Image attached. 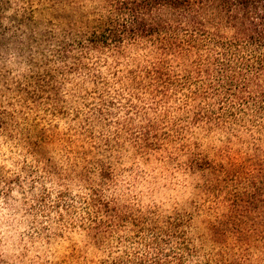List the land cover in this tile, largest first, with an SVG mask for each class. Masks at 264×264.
<instances>
[{"label":"trees","instance_id":"obj_1","mask_svg":"<svg viewBox=\"0 0 264 264\" xmlns=\"http://www.w3.org/2000/svg\"><path fill=\"white\" fill-rule=\"evenodd\" d=\"M57 3L4 0L0 4V43L11 39H2L6 33L24 35L40 29V43L47 46L63 23ZM117 3V13L127 15L130 23L109 18L87 28L86 44L67 39L63 42L66 48L84 55L85 47L103 54L114 51L126 39L143 54L141 63L124 71L119 69L123 62L111 56L103 63L97 59L91 66L80 64L68 71L83 74L95 86L94 99L99 102L96 111L107 114L116 96L123 100L130 115L145 121L138 127L134 142L146 158L163 148V141L170 136L162 138L158 123L168 124L171 119V125L179 129L170 135L178 139L191 136L190 132L203 135L196 139L199 141L211 140L213 135L221 138L219 147L195 153L187 160L189 172L203 178L204 205L196 204L192 211H178L162 220L155 218L157 213L142 220V229L152 235L146 245L152 255L143 262L183 264L186 257L197 253L188 238L196 211L205 217L201 235L214 249L230 250L220 251L214 264H233L226 258L233 257L236 248L245 254L258 251L264 256V0ZM153 9L158 10V19L149 23L141 18V13ZM28 39L37 43L30 35ZM57 59L63 62L61 57ZM101 65L113 70L122 91L113 96L110 91L104 92L107 82L100 73ZM59 75V70L45 67L29 77L26 87L19 90L25 102L38 105ZM152 114L155 117L150 119ZM129 122L126 132L131 131ZM194 144L200 146L199 142ZM181 146L179 150L183 151L186 145ZM101 210L106 216L115 213L106 204ZM119 220L116 216L111 223L96 221L93 240L109 233ZM174 240L179 241L175 255L169 250Z\"/></svg>","mask_w":264,"mask_h":264},{"label":"clouds","instance_id":"obj_2","mask_svg":"<svg viewBox=\"0 0 264 264\" xmlns=\"http://www.w3.org/2000/svg\"><path fill=\"white\" fill-rule=\"evenodd\" d=\"M56 7L63 13V23L47 46L40 43V29L24 35L6 33L2 39H11L0 43V264H61L67 261L70 245L77 249L82 264L100 259L110 264L117 257L129 261L148 258L152 249L132 241L124 243L131 233L115 224L109 233L93 240V221L111 223L116 216L137 210L142 215L155 207L184 205L190 199V186L199 182L184 175L186 162L193 154L209 150L207 143L200 141L197 146L193 143L197 138L192 136L183 141V151L178 146L169 150L172 163L161 157L153 169H142L130 158V150L109 154L97 148L85 155L90 144L81 148L83 140L73 137L75 142L69 141L64 135L67 128L54 126L59 120L45 118L43 108L26 103L19 90L26 87L29 77L45 67L55 68L61 73L57 78V84L62 85L61 105L86 112L84 104L94 97L81 99L85 77L68 75L70 69L80 64L91 66L97 59L103 63L109 56L129 67L143 61L137 45L126 39L114 51L103 54L85 47L82 55L63 43L67 39L86 44L87 28L109 18L130 23L127 15L117 13V0H58ZM141 18L152 23L159 18L158 10L145 11ZM61 48L65 52L59 51ZM143 122L138 119L135 124ZM129 127L135 130L133 125ZM105 204L115 213L106 216L98 211ZM188 238L193 249L211 251L215 247L200 232L189 230ZM178 244L174 240L169 246L174 255ZM215 250L230 251L223 247ZM185 264L198 261L190 257Z\"/></svg>","mask_w":264,"mask_h":264},{"label":"rangeland","instance_id":"obj_3","mask_svg":"<svg viewBox=\"0 0 264 264\" xmlns=\"http://www.w3.org/2000/svg\"><path fill=\"white\" fill-rule=\"evenodd\" d=\"M135 67H129L128 65L124 64L120 66L119 69L121 71H124L125 69H130ZM100 73L102 77L107 82V88L104 90L110 91V96H113V93L117 91H120L121 88L117 85L115 81V77H113V70L111 68L106 67L105 65L100 66ZM70 76H78L75 73H69ZM81 88L83 90V94L81 96V99L86 98H95V94L93 93L95 86L92 84L91 81L84 78L83 83L81 84ZM104 89V87H101V92ZM62 91V85L56 84L53 85L52 88L47 89L45 93L41 95V100L38 105H34L37 108H43V111L45 113V118H51L52 120H59V123H56L54 126L57 129H65L64 135L68 137V140L71 142H75L73 140V137H75L77 140H83V143L80 144L81 148H84L85 144H90V149H85V155L89 154L90 151L95 150L97 148L102 149L105 153H113V152H119L122 149L125 151H131L132 156L130 157L137 165L141 166L142 169H153L155 165H158L161 163V157H166L168 159L169 163H172L171 157L168 156L169 150L172 149L174 146H178L179 149L182 147L181 145H184L183 141L189 139L192 136L197 137L199 139L200 137H204L203 135L197 134H191L184 135L185 137L183 140L178 139L176 135H170L175 134L174 131L178 130L179 128H174L173 120L171 119V123H158L159 124V130L160 134H164L162 138H168L167 140L163 141V148L159 150L158 152H154L153 156H149L146 158L141 152L138 151L137 145L135 144L134 140L137 135L138 127L140 124H135L136 120H141L139 117H135L134 115H130L128 111H126V105L123 100L117 99L112 101V97L108 96L107 99L109 101L114 102V104L110 105V112L107 114L98 113L95 108L99 107L97 106L98 99H92L90 104H84V109H86V112H81L79 110L72 111L68 109L67 107H64L61 105L62 96L60 95ZM122 91V90H121ZM90 95V96H89ZM121 101V102H120ZM120 102V103H119ZM51 107H47V106ZM141 107L147 106L146 104H141ZM175 114V117H179L178 113ZM182 117V115H180ZM70 117V119H69ZM150 119L154 118L155 115L149 116ZM134 119L129 122V119ZM128 122L130 125L134 126L129 127L130 132H126V129H124ZM2 123V122H0ZM96 130H100V136H96ZM168 133L169 135H166ZM213 139L211 140H203L207 143L208 149H214L215 147H219V135H213ZM99 141V143H93V141ZM199 140L193 141V143H198ZM125 145H129L127 149H125ZM188 162H186L187 165ZM129 171H132L134 169H128ZM184 175L188 177L189 180H192L195 178L198 180V183H195L193 186H190V199L189 201L185 202L184 205H179L177 207H174L172 209H166L161 207H155V210L153 209H147L144 214H138L139 210H137L136 213L129 212L124 215H119V221L116 222V228L120 230H127L131 233L130 236L126 237L124 239V243H128L129 241H132L133 243L137 244H143L146 248V245L150 243L151 234L147 230L142 229V220L146 218H150L152 215L151 213H157L155 218L159 217L160 220H162V217L171 216L177 213L178 211H192L194 210L195 205H204V199L202 194V185L204 183L203 178L200 177L199 174H194L192 172H189L187 167L184 169ZM179 178V177H178ZM56 208L59 209L60 205H56ZM98 211H102L101 209H98ZM104 213V212H103ZM196 216L193 219V226L191 230L200 232L204 228L203 221L205 217L203 215L198 214L199 212L196 211ZM106 215V214H105ZM102 222H107V220H101ZM96 221H93V224L95 225ZM96 227V225H95ZM94 229V228H93ZM113 229V228H112ZM200 237H197L199 239ZM211 246V244H210ZM71 247V251L67 253V261L61 262V264H72L73 261H78L80 264H82L81 256L77 254V249L75 247ZM197 253H193L190 256L186 257L185 261L190 258L194 257L197 259L198 264H214L216 262V256L219 252H217L214 247L211 249V251H205V250H197ZM235 255L228 259L227 261L233 264H261V262H264V256L261 255L258 251H252L251 253L245 254V252L234 249ZM111 255V254H109ZM141 257L139 259H136L134 261H129L124 259L123 257H117L115 259H112L110 261V264H149V262H143L144 259H149ZM91 264H109L108 261H105L103 259L100 260H94L91 261Z\"/></svg>","mask_w":264,"mask_h":264}]
</instances>
